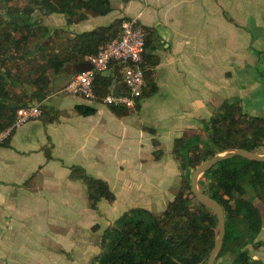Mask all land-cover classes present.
Wrapping results in <instances>:
<instances>
[{
	"label": "crops",
	"instance_id": "1",
	"mask_svg": "<svg viewBox=\"0 0 264 264\" xmlns=\"http://www.w3.org/2000/svg\"><path fill=\"white\" fill-rule=\"evenodd\" d=\"M110 3L107 15L69 26L63 15L51 18L76 34L117 19L137 20L148 33L143 66L156 90L141 96L130 115L117 117L108 106L62 91L80 66L46 74L41 116L0 144V264H95L104 230L125 211L150 207L152 200L141 197L142 178L173 175L176 138L201 134L198 129L225 100L248 116L264 117V0ZM112 72L104 75L114 77ZM76 105L96 112L81 116ZM75 166L105 181L115 201L102 199L92 210ZM129 177L140 180L135 190ZM150 191L157 198L165 192Z\"/></svg>",
	"mask_w": 264,
	"mask_h": 264
},
{
	"label": "trees",
	"instance_id": "2",
	"mask_svg": "<svg viewBox=\"0 0 264 264\" xmlns=\"http://www.w3.org/2000/svg\"><path fill=\"white\" fill-rule=\"evenodd\" d=\"M31 3L34 7L43 6L47 13L63 15L68 26L88 16L107 15L112 10L110 0H31ZM0 10L3 11L0 16V131L14 123L18 107L45 99L49 71L59 75L67 64L83 65L87 56L119 36L123 20L76 34L31 21V9L24 11L26 17L19 16L10 6V0H0ZM17 32L19 36L15 37ZM146 45L147 37L145 48ZM29 46L36 48L32 64H26L27 55L35 50ZM112 71L114 77L104 73L96 75L95 88L100 98L110 94L115 84L120 91H127L119 80L118 67ZM144 74L147 88L142 97L156 90L145 68ZM26 86L32 89L31 93H27ZM109 109L117 117L128 116L133 110L113 106ZM74 110L81 116L96 112L87 105H76ZM203 132L213 148L200 150L201 134L197 133H184L173 142V158L183 172L180 189L173 200L158 215L144 208H131L120 215L104 230L100 251L92 260L95 264H197L207 259L213 247L216 218L191 192L190 175L196 167H191L189 154L194 155L198 166L215 154L234 149L258 153L264 145V117L248 116L238 104L225 100L203 126ZM156 153V158L162 155L161 151ZM47 158L50 159L49 154ZM71 169L82 181L92 210H97L102 199L108 203L115 201L105 181L88 176L82 167ZM203 175L207 180L206 193L222 206L225 214L223 245L216 260L226 256L230 259L226 264H254L247 246L254 244L262 232L264 162L235 156L221 161ZM193 201L196 208L192 207Z\"/></svg>",
	"mask_w": 264,
	"mask_h": 264
},
{
	"label": "built area",
	"instance_id": "3",
	"mask_svg": "<svg viewBox=\"0 0 264 264\" xmlns=\"http://www.w3.org/2000/svg\"><path fill=\"white\" fill-rule=\"evenodd\" d=\"M147 33L135 19L121 22L117 38L100 46L95 54L86 57L90 68L71 76L62 88L67 95L85 103L134 109L146 87L143 55ZM118 67L121 83L127 89L117 96L107 94L99 97L96 93L95 78L98 73H106ZM41 116L40 104L18 107L14 123L0 131V144L8 140L13 131Z\"/></svg>",
	"mask_w": 264,
	"mask_h": 264
},
{
	"label": "rangeland",
	"instance_id": "4",
	"mask_svg": "<svg viewBox=\"0 0 264 264\" xmlns=\"http://www.w3.org/2000/svg\"><path fill=\"white\" fill-rule=\"evenodd\" d=\"M10 6H12L15 10H17V12L19 13V16H22V17H26L24 11H28L31 9L32 12L29 14V18L31 19V21H33L35 23H40L41 25H45L50 29H54V28L59 29L60 28V26H58V23L55 21H52V18H51V16L55 13H47V10L45 8H43V6L34 7L33 4L31 3V0H10ZM2 14H3V11L0 10V16ZM14 36L18 37L19 33L18 32L14 33ZM40 41L43 43V39H41ZM29 49L30 50L35 49V50L33 52H31L32 54L27 55V60H29V62H27L26 64H32L33 63L34 59H32V57L36 53L35 52L36 51L35 46H29ZM49 72L52 73V71H49ZM45 106L46 105H44V108L46 110H48L49 108H46ZM201 129H202V127L198 129V131H200V133H201V140H200L201 149L200 150H203L205 147L213 148L211 143L207 142L206 137H205L204 132H203V129L202 130ZM261 151L264 152V147L262 149H260L257 154H261ZM189 156H190L191 164H192L191 167H194V168L197 167V165H196L197 162H195L194 157H193L194 155L189 154ZM171 164H172L171 162L166 163V166L168 165L167 168L170 170L172 169ZM172 166H173V164H172ZM178 167H179V165L176 162V169L174 170L173 175H168L166 177H161V178H158V177H155V178L143 177L142 178L141 182H143L144 191H143V194H141L142 195L141 197H143V199L145 201H151L152 200L150 203V207L148 209L144 208L143 206H142V208L150 211L154 215H158V214L162 213V211L166 208V205L168 204V202L173 200L174 196L178 193V191L180 189L182 178H183V172L181 170H179L180 168H178ZM204 176L205 175H202L199 177V180H200V186L199 187L202 191H204L206 193L207 190L205 187H207L206 186L207 180ZM129 181L134 182V183H132V190H135V187H136L137 183H139L138 181H140V180L136 181L135 178L129 177ZM129 186L131 187V184H129ZM157 189H161V190L164 189L165 192L164 193L159 192V194H160V195H158L159 201L154 202V201H157L158 198L155 197L156 192H153L152 193L153 195L151 196L150 190L155 191ZM120 194L122 197L123 193L120 192ZM187 195H188V193H187ZM122 199H124V198H122ZM168 200H170V201H168ZM192 207L193 208L197 207V205L195 204V201L192 202ZM261 209H262V213L264 216V212H263L264 207H261ZM99 220H101V219H99ZM263 221H264V219H263ZM247 250H248V254H249L251 260L254 262V264H264V222H263L262 232L258 235L254 244L247 246ZM229 262H230V259L226 256H222L216 260V264H226Z\"/></svg>",
	"mask_w": 264,
	"mask_h": 264
},
{
	"label": "water",
	"instance_id": "5",
	"mask_svg": "<svg viewBox=\"0 0 264 264\" xmlns=\"http://www.w3.org/2000/svg\"><path fill=\"white\" fill-rule=\"evenodd\" d=\"M89 68V64L85 62L79 67V71L87 70ZM118 93V87H112L111 94L117 96ZM235 156L244 157L253 161L264 162V154L253 153L245 149H234L229 152L215 154L210 158L206 159L193 170L190 176V188L195 200L202 204L204 207H206L208 210L212 211L216 218L213 247L208 253L207 259L197 264H216V258L222 248L225 233V214L223 208L217 201H215L212 197H210L207 193L203 192L200 189L198 185V179L200 176L215 167L221 161L230 159Z\"/></svg>",
	"mask_w": 264,
	"mask_h": 264
}]
</instances>
